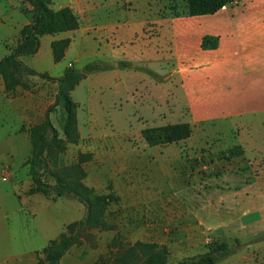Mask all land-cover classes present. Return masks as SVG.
Returning a JSON list of instances; mask_svg holds the SVG:
<instances>
[{"label":"crops","instance_id":"1","mask_svg":"<svg viewBox=\"0 0 264 264\" xmlns=\"http://www.w3.org/2000/svg\"><path fill=\"white\" fill-rule=\"evenodd\" d=\"M52 7L72 9L79 28L41 37L38 52L21 58L25 65L58 79L68 65L76 68L79 60L88 58L97 49L100 58L97 61L108 66L93 73L100 88L114 86L119 78L138 80L147 75L149 90L145 105L156 108L151 118L161 120L166 111L173 120L171 124L188 123L192 128L212 125L234 136L246 164L232 167L237 172L231 169L223 172L228 181L226 187L232 191L230 197L237 206L249 199L246 190L236 194L242 186L237 177H242L257 183L259 197L264 199V0H232L212 15L189 16L184 8L180 15L158 16L149 22L157 26V35L141 40L147 46L143 61L117 55L103 27H93L84 0H55ZM31 23L30 4L24 0H0V61L20 41L21 29ZM205 36L218 39L216 49L200 48ZM65 40L69 45L62 59L54 62L51 44ZM152 41H161L159 52L148 50ZM122 62L150 70L162 80L155 81L141 70L120 67ZM28 80L30 89L17 87L8 92L0 75V264H37L38 252L56 240L67 225L85 215L78 201L67 198L54 201L43 194L28 192L32 181L28 164L23 162L31 150L30 130L44 121L47 108L54 102L55 84L39 77ZM206 199L213 212H204V205H198V212L193 215L197 232L205 228L209 229V236L224 230L242 233L252 224L263 223V217L249 218L252 213L246 212L225 221L226 216L214 207L215 201ZM195 236L202 243L200 233ZM207 248L193 256L205 253ZM67 256L68 253L59 264H65Z\"/></svg>","mask_w":264,"mask_h":264},{"label":"rangeland","instance_id":"2","mask_svg":"<svg viewBox=\"0 0 264 264\" xmlns=\"http://www.w3.org/2000/svg\"><path fill=\"white\" fill-rule=\"evenodd\" d=\"M84 1L93 27H103L117 55L134 61L145 60L147 46L141 40L157 35V26L149 22L158 16L180 15L185 7L182 0ZM160 48L161 41H152L148 50L159 52ZM97 60L100 58L95 49L75 67ZM144 76L138 80L119 78L114 86L100 88L91 74L71 94L78 104L81 136L78 144L68 145L60 156L58 168L80 166L83 185L99 196H110V200L105 209L93 211L79 244L67 252L65 264H112L119 252L138 241L166 245L169 264L179 263L214 243L236 246L237 241L241 248L218 264H264V199L259 197V185L237 177L242 186L236 194L245 190L250 194L237 206L223 175L228 169L237 172L232 168L237 164H246L234 136L212 125H200L192 128L186 141L148 146L141 131L171 124L173 120L166 111L161 120L151 118L156 108L145 105L149 85L148 76ZM56 90L54 84V97ZM52 121L59 130L57 115ZM80 156L86 159L81 160ZM30 158L31 150L23 164H28ZM206 198L215 201L214 207L226 216L225 221L246 212L252 213L249 218L263 217V223L252 224L242 233L224 230L209 236V229L205 228L197 232L193 215L198 212V205H204V212H213ZM195 233H200L202 243Z\"/></svg>","mask_w":264,"mask_h":264},{"label":"trees","instance_id":"3","mask_svg":"<svg viewBox=\"0 0 264 264\" xmlns=\"http://www.w3.org/2000/svg\"><path fill=\"white\" fill-rule=\"evenodd\" d=\"M24 1L32 7V23L21 29L20 41L11 53L0 61V75L8 92L14 91L17 87L30 89L29 77H39L57 85L54 102L47 108L44 121L30 130L31 158L28 163V175L32 186L28 192L43 194L54 201L72 197L84 207L83 220L67 225L56 240L51 241L37 254V264H59L61 258L74 245L79 244L93 211L105 209L110 200V196H99L93 189L83 185L84 173L80 166L58 168L59 158L65 153L68 145H76L80 141L78 105L72 100L71 93L87 76L104 71L108 66L93 61L81 70L73 66L67 67L62 76L56 79L47 74L37 73L25 65L21 58L38 52L41 37L75 31L79 28V21L73 10L68 7L52 9L55 0ZM182 1L185 4V14L189 16L212 15L232 3V0ZM68 45V40L51 44L54 62L62 59ZM217 46V38L205 36L202 38L200 48L206 51L214 50ZM120 67L141 70L156 81L162 80L154 72L132 67L127 62L120 63ZM53 115H57L60 131L53 124ZM191 135L192 127L188 123L168 124L141 131L143 140L150 147L177 144L188 140ZM80 157L81 160L86 159L85 156ZM236 244L237 248L227 243H214L208 246L205 253L186 258L176 264H218L241 248V243L236 241ZM168 255V249L163 245L136 242L119 252L112 264H169Z\"/></svg>","mask_w":264,"mask_h":264},{"label":"water","instance_id":"4","mask_svg":"<svg viewBox=\"0 0 264 264\" xmlns=\"http://www.w3.org/2000/svg\"><path fill=\"white\" fill-rule=\"evenodd\" d=\"M114 66H117V64H115Z\"/></svg>","mask_w":264,"mask_h":264}]
</instances>
